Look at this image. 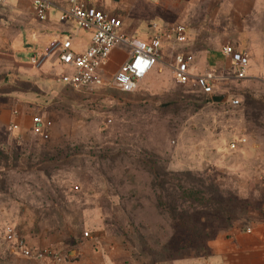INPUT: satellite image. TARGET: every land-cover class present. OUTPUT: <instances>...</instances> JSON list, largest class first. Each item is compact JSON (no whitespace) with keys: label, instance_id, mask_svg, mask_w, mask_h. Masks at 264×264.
Masks as SVG:
<instances>
[{"label":"rangeland","instance_id":"obj_1","mask_svg":"<svg viewBox=\"0 0 264 264\" xmlns=\"http://www.w3.org/2000/svg\"><path fill=\"white\" fill-rule=\"evenodd\" d=\"M83 32L77 37H86ZM197 33L200 37L202 29ZM194 44L203 45L197 39ZM10 60L12 67L17 65L14 76ZM46 67H33L24 55L10 58L0 53V97L38 102L46 123L39 135H30L23 126L11 130L13 121L0 124L1 246L6 245L1 236L6 224L15 226L25 239L55 234L71 243L75 234H90L91 223L110 221L120 226L129 245L152 259L145 249L181 248L193 241L196 227L198 233L213 234L217 229V237L264 215V189L258 178L213 164L202 166L203 121L208 114L226 121L240 118L247 135L264 137V110L256 122L246 123L254 135L245 130V114L255 110L253 105L244 107V96L260 99L244 88V81L230 79L229 92L242 103L234 109L207 106V96L191 84H176L173 75L175 90H147L140 84L135 91L124 92L104 84L83 94L51 84L41 95L31 80ZM50 76L56 82L54 74ZM173 156L178 161L190 156L195 164L172 170ZM205 172L217 192L233 202L228 230L224 220H213L208 208L193 209L188 202L181 206L187 190L199 189ZM70 247L64 254L72 257ZM185 253L169 254L174 258Z\"/></svg>","mask_w":264,"mask_h":264},{"label":"crops","instance_id":"obj_2","mask_svg":"<svg viewBox=\"0 0 264 264\" xmlns=\"http://www.w3.org/2000/svg\"><path fill=\"white\" fill-rule=\"evenodd\" d=\"M50 1L53 7L44 21L34 17L28 2L6 0L0 4V53L10 58L24 55L27 60L31 51L43 49L49 43L65 36H71L73 52L79 53L86 48L89 42L88 33L83 32L86 37H77L82 31L76 32L71 23L59 21L60 12L68 5L67 0ZM102 4L103 9L121 19L120 33L142 41H148L158 30L175 24L185 27L186 43L179 45L165 42L161 45L159 60L139 82V85L145 84L147 90L176 89V85L170 81L174 54L177 50H186L193 55L191 77L212 69L221 75L213 95L227 94L228 98L233 97L229 92V82L230 79H236L234 64L221 51L222 46L230 44L235 51L244 53L249 58L247 75L239 81H244V88L250 94L264 100V0H103ZM151 23L157 24V30L151 29ZM201 29L202 34L199 37L197 31ZM139 30L138 37L136 32ZM195 39L203 45L196 46ZM127 52V48L121 46L111 52L102 70L104 84L108 87L111 86L109 81L113 73L126 60ZM11 62L10 60V70L14 76L17 65L12 67ZM199 62L203 64L201 69L196 66ZM45 64L47 67L41 70L42 77L39 76L37 82L35 79L31 80L37 83L41 95L49 92L51 84L69 88L51 81V69L60 70L56 55ZM32 72L37 73V70ZM74 91L91 94L93 89ZM206 103L209 107L229 106L224 102L213 103L208 98ZM40 105L38 102H21L19 99L0 97V124L13 121L19 124L18 130L23 126L30 135H39L33 125V117L39 116L42 126L46 125L42 114L43 106ZM204 119L203 137L206 150L202 166L213 164L229 171L253 175L254 179H259L264 189V137L251 138L247 135L240 118L226 121L222 117L208 114ZM223 123L226 126L221 130ZM241 138L246 141L238 143L236 149H230L229 143L239 142ZM189 157L178 161L177 157L173 156L170 166L176 167L169 168L178 170L179 166H182L180 164H195L194 159ZM174 162L176 165H173ZM89 227V237L75 234L71 243L63 242L55 234L47 239L34 240L26 237V243L34 250L50 247L62 253H69L67 248L71 245L70 249L75 254L69 257L65 253L67 264H156L140 249L125 241L119 225L109 221L102 225L91 223ZM208 247L206 255L176 258L165 264H264V215L241 230L232 228L224 235L217 236L208 243ZM0 264L54 263L44 257L33 259L11 253L6 244L0 245Z\"/></svg>","mask_w":264,"mask_h":264},{"label":"built area","instance_id":"obj_3","mask_svg":"<svg viewBox=\"0 0 264 264\" xmlns=\"http://www.w3.org/2000/svg\"><path fill=\"white\" fill-rule=\"evenodd\" d=\"M6 0H0V4ZM30 3L34 17L44 21L53 3L50 0H17ZM103 0H67V7L59 15L62 23H71L74 30L87 32L89 42L86 48L75 53L71 50V36L61 37L43 49L31 51L27 56V62L33 67H42L52 56L56 55L60 67L59 72L51 69L56 82L73 90L95 89L104 84L102 70L106 65L111 52L121 46L127 48V58L119 65L110 78V84L124 92L135 91L139 82L144 79L159 60V49L165 42L182 45L186 43V29L182 24H175L163 30H158L148 41H142L136 37H130L119 32L122 25L121 19L103 9ZM151 29L157 30V24L151 23ZM221 51L234 64V76L237 80L244 79L247 75L249 58L246 54L237 52L233 46L226 44ZM193 63V55L186 50H177L174 54L172 75L178 85L191 84L201 94L211 100L214 88L221 78L220 73L207 69L195 77H191L190 67ZM212 102V101H211ZM230 107L236 108L241 101L236 97H227L224 101ZM35 130L44 131L39 116L33 117ZM17 124L10 126L11 130L17 129ZM47 132V131H46ZM47 138V134L42 136ZM245 138L239 142L231 141L230 149L234 150L238 143H244ZM249 231V230H247ZM2 240L8 245L11 253L22 257L49 259L54 264H67V255L44 247L34 250L27 246L23 234L11 224H6L1 232ZM89 237L88 232L83 233Z\"/></svg>","mask_w":264,"mask_h":264},{"label":"trees","instance_id":"obj_4","mask_svg":"<svg viewBox=\"0 0 264 264\" xmlns=\"http://www.w3.org/2000/svg\"><path fill=\"white\" fill-rule=\"evenodd\" d=\"M244 99L246 100L244 103V107L246 106H254L253 109L255 110L251 114H245V124L248 122H256L261 115V111L264 110V103L261 102L260 100L254 99L252 96L245 95ZM242 105V103H241ZM247 129L248 133L251 135H254L251 130L247 127V124L245 125V130ZM210 177H207V172H205V176L201 178V183L197 186V188L189 189L190 191L187 190L188 195H184L182 197L185 199L184 203H182L181 206H184L185 202L190 203L191 208L196 209V206H203L205 208H208L210 210L211 215L213 216V220H224L226 224V228H230L232 226V223H230L228 219V208L233 204L232 200L230 199H225L217 190L213 187V184L211 183V180L209 179ZM167 182V181H166ZM162 182L159 183V186H161ZM178 187L183 188V185L179 183ZM186 193V194H187ZM185 194V193H183ZM178 206V207H181ZM179 218H182L179 216ZM185 218V217H183ZM199 222V219L194 220V223L197 224ZM226 230V229H225ZM241 230V229H240ZM216 231L215 229L214 233H198V228H195V234L192 237L193 241H188L187 244H183L182 247H177L176 249L174 248H167V251L163 249V251H153V250H147L145 249L144 251L148 252L152 260L156 264H165L166 262H169L172 259L176 258H186V257H198V256H203L206 255L209 251L208 247V242L212 239H214L216 236ZM64 242V241H63ZM73 242V240H72ZM185 250H183V249ZM180 251H185L186 253L184 255L170 258L171 253L179 254ZM170 253V254H169Z\"/></svg>","mask_w":264,"mask_h":264},{"label":"water","instance_id":"obj_5","mask_svg":"<svg viewBox=\"0 0 264 264\" xmlns=\"http://www.w3.org/2000/svg\"><path fill=\"white\" fill-rule=\"evenodd\" d=\"M227 99V94L213 95L211 96V101L213 103H222ZM74 253V252H73Z\"/></svg>","mask_w":264,"mask_h":264}]
</instances>
